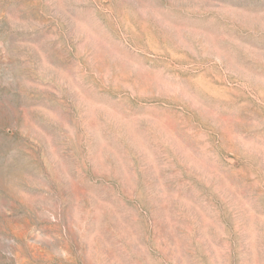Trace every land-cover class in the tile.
I'll return each instance as SVG.
<instances>
[{"label": "rangeland", "instance_id": "rangeland-1", "mask_svg": "<svg viewBox=\"0 0 264 264\" xmlns=\"http://www.w3.org/2000/svg\"><path fill=\"white\" fill-rule=\"evenodd\" d=\"M0 264H264V0H0Z\"/></svg>", "mask_w": 264, "mask_h": 264}]
</instances>
